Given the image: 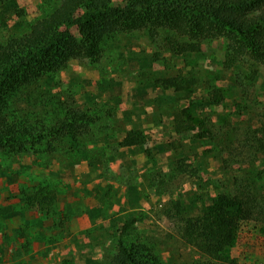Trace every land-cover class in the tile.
Listing matches in <instances>:
<instances>
[{"label":"rangeland","instance_id":"1","mask_svg":"<svg viewBox=\"0 0 264 264\" xmlns=\"http://www.w3.org/2000/svg\"><path fill=\"white\" fill-rule=\"evenodd\" d=\"M61 1L0 0V45L29 31ZM71 30L79 34L76 25ZM169 35L118 32L106 38L95 61L63 52L56 73L6 99L10 120L36 122L38 132L40 123L60 132L39 137L35 131L0 149V264H60L65 258L72 264H113L120 229L133 218L137 222L125 238L146 244L162 264H210L209 256L185 242L186 220L198 218L219 193L242 187L256 207L252 217L236 222L231 255L238 264H264V63L245 53L229 55L227 39L210 34L193 51L177 55L166 45ZM179 74L195 83L182 91L154 88L157 78ZM136 77L151 85L149 93L143 81L141 93L159 96L161 109L172 114L161 139H149L142 178L133 165H120L111 193L83 186L60 192L66 181L88 175L86 165H76L81 153L106 156L97 168L110 176L109 161L127 160V150L114 144L87 145L108 129L110 112L118 107L114 95L126 100ZM118 80L128 86L123 90ZM81 104L93 122L88 129L78 125L75 133L65 112L81 110ZM43 186L57 191L51 211L29 201Z\"/></svg>","mask_w":264,"mask_h":264},{"label":"trees","instance_id":"2","mask_svg":"<svg viewBox=\"0 0 264 264\" xmlns=\"http://www.w3.org/2000/svg\"><path fill=\"white\" fill-rule=\"evenodd\" d=\"M17 13L24 15L21 9ZM73 25L78 27V35L71 30ZM140 30H148L152 38L159 30L173 33L165 41L177 55L193 51L204 34L224 37L229 55L245 53L264 63V0H123L117 4L115 0H62L29 31L0 45V149L35 135L38 125L10 120L4 109L7 98L21 87L56 73L60 67L57 59L63 52L74 59L95 61L101 56L106 38ZM193 83L195 80L179 74L157 78L155 86L182 91ZM65 119L75 133L81 125L88 129L93 122L86 112L73 108L66 110ZM40 124L39 137L46 131L60 132ZM145 142L146 135L133 130L120 145L139 146ZM57 199V191L47 186L29 196V201L46 211L54 208ZM255 207L256 199L243 187L221 192L198 218L186 220L184 240L209 256L210 264H238L231 255L236 222L252 217ZM136 222V218L128 220L120 229L113 264H162L146 244L125 238ZM60 264L72 262L65 258Z\"/></svg>","mask_w":264,"mask_h":264},{"label":"crops","instance_id":"3","mask_svg":"<svg viewBox=\"0 0 264 264\" xmlns=\"http://www.w3.org/2000/svg\"><path fill=\"white\" fill-rule=\"evenodd\" d=\"M136 49L137 48H134V50ZM116 81L117 80L114 79V82ZM118 81V85L124 90L126 85L121 80ZM130 81V90L127 92L126 100L119 99L114 95V102L118 107L116 108L114 106V111L110 112L111 118L108 129L106 131L104 130L96 133L94 136L92 135V138L87 145L88 148L96 149L97 147L104 148L105 146L114 144L115 148L127 150L126 156L128 161L125 160L122 163V160H119L118 156H116L114 160L109 161V165L111 166L110 171H113L112 176H110L109 174H106L107 172L105 173L103 170L101 172V170L97 168V166H100L101 163L109 160L106 156L92 157L90 155L81 153L78 161L79 164L76 165H86L87 168L85 169L87 172L84 174L87 173L88 175H82L83 172H81V174H79V176H75L72 181H66L64 185H62L60 192H66L67 190L74 189L76 186H83L93 190H106L108 193H111V190L114 189V180L112 177L117 173V171L119 172L120 165H133L134 169H138L139 179L142 178V172L147 168V166H149L147 163L145 164L146 166H143V162L147 160L145 150L149 145H151L149 139L150 137L158 140L161 139L168 126L167 118H169L172 114L170 113L167 115V110L161 109L159 96L149 97L148 95L141 93L140 90H142L141 86L144 84L143 81L146 82L147 90L149 93H151V85H149L144 77H139L138 79L137 77L132 78ZM154 88L156 90H160L158 87L154 86ZM124 104L128 106H124ZM83 107L84 105L81 104L80 109L82 111H86ZM92 107L93 106L90 105L87 107V109L89 108L90 110ZM133 130H139L143 132L146 135V142L139 146H121L120 142L127 136L129 132ZM52 162L54 165L56 164L54 160ZM56 166L58 169H62L60 165L56 164ZM88 166H91V168L95 170H90V167ZM66 171L69 170L66 169ZM9 176L10 175H6V182L9 181ZM56 177L59 178L58 180H64V177L59 173H56ZM79 255L80 254H78V257Z\"/></svg>","mask_w":264,"mask_h":264}]
</instances>
